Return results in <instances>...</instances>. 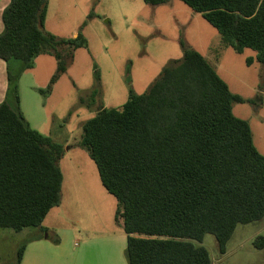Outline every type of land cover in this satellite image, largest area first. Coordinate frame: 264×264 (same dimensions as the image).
Segmentation results:
<instances>
[{
  "label": "trees",
  "instance_id": "16d2710c",
  "mask_svg": "<svg viewBox=\"0 0 264 264\" xmlns=\"http://www.w3.org/2000/svg\"><path fill=\"white\" fill-rule=\"evenodd\" d=\"M180 1L219 32L224 46L238 54L251 49L264 66V0ZM48 4L10 0L2 13L0 59L7 64L8 91L0 104V228L16 233L41 228L61 205L65 155L62 145L24 119L19 75L51 54L54 84L74 51L86 47L82 34L65 40L44 31ZM181 46L183 58L164 67L145 93L131 91L121 108H101L88 120L79 143L116 198L128 264H213L201 245L207 234L225 254L237 226L264 218V155L249 123L233 114V104L250 100L233 94L200 53ZM16 62L22 66L13 75ZM256 244L263 248L264 239ZM23 254L21 248L18 264Z\"/></svg>",
  "mask_w": 264,
  "mask_h": 264
},
{
  "label": "rangeland",
  "instance_id": "374dc122",
  "mask_svg": "<svg viewBox=\"0 0 264 264\" xmlns=\"http://www.w3.org/2000/svg\"><path fill=\"white\" fill-rule=\"evenodd\" d=\"M44 31L65 40L82 34L86 40V47L74 51L73 60L54 84L57 60L51 54L35 58L17 81L24 119L65 150L59 163L66 181L65 200L47 215L41 228L19 233L0 228V264H18V251L25 252L34 235L59 242L61 228L73 232L75 244L101 238L123 240L128 264L127 236L115 222L116 198L104 188L96 164L79 143L85 123L101 108H121L131 91L145 93L164 67L182 59L181 43L200 53L233 94L250 100L233 104V114L249 123L254 145L264 155V66L255 51L238 54L224 46L219 32L180 0L158 6L143 0H49ZM21 66L13 63L12 74L18 75ZM72 176L77 179L74 189ZM259 237L264 239V218L237 226L225 254H220L211 234L201 245L213 264H264V247H256ZM77 251V258L81 257Z\"/></svg>",
  "mask_w": 264,
  "mask_h": 264
},
{
  "label": "crops",
  "instance_id": "0c3cea01",
  "mask_svg": "<svg viewBox=\"0 0 264 264\" xmlns=\"http://www.w3.org/2000/svg\"><path fill=\"white\" fill-rule=\"evenodd\" d=\"M9 3L10 0H0V33L3 31L2 13ZM7 91V64L0 59V104L6 100ZM65 156L66 154L64 155L63 160L65 159ZM73 175L75 174L73 173ZM65 182V176L63 175L62 202L57 208H61L64 204ZM70 182L71 187L74 189L77 179L72 176ZM74 222L75 224H80L79 220ZM57 231L61 233V238L57 243L49 241V236L45 239L39 234L32 236L23 254L21 264H90L92 261V264H126L124 258L123 240L118 242L116 239H112L113 241H110L108 238H101L97 240L91 239L88 242L81 240L80 244H75L73 243V241H75V237L71 230L61 228ZM76 250H78V256L81 257L77 258L75 253ZM88 254H92L93 256L85 258Z\"/></svg>",
  "mask_w": 264,
  "mask_h": 264
}]
</instances>
